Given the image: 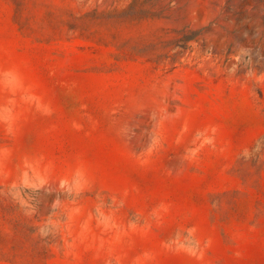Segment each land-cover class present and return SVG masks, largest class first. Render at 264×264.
Here are the masks:
<instances>
[{
    "label": "rangeland",
    "instance_id": "obj_1",
    "mask_svg": "<svg viewBox=\"0 0 264 264\" xmlns=\"http://www.w3.org/2000/svg\"><path fill=\"white\" fill-rule=\"evenodd\" d=\"M261 146L264 0H0V264H264Z\"/></svg>",
    "mask_w": 264,
    "mask_h": 264
},
{
    "label": "trees",
    "instance_id": "obj_2",
    "mask_svg": "<svg viewBox=\"0 0 264 264\" xmlns=\"http://www.w3.org/2000/svg\"><path fill=\"white\" fill-rule=\"evenodd\" d=\"M263 151H264V146L261 148H258L255 152H254V159L253 162L254 164H259L258 165V170H261L264 164V160H263Z\"/></svg>",
    "mask_w": 264,
    "mask_h": 264
}]
</instances>
